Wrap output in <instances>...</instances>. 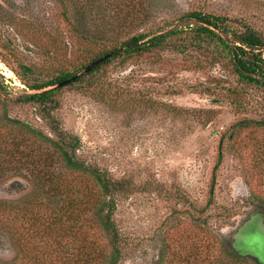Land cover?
I'll use <instances>...</instances> for the list:
<instances>
[{"label": "rangeland", "instance_id": "obj_1", "mask_svg": "<svg viewBox=\"0 0 264 264\" xmlns=\"http://www.w3.org/2000/svg\"><path fill=\"white\" fill-rule=\"evenodd\" d=\"M192 11L264 38V0H0V264H85L87 252L110 253L93 217L104 196L43 138L56 139L54 123L78 139V161L127 184L106 197L117 264H234V251L264 264V90L241 80L213 41L198 46L183 33L176 49L118 56L59 87L47 111L16 102L35 93L25 82L82 73L139 35L195 27L183 18ZM5 114L41 135L4 125Z\"/></svg>", "mask_w": 264, "mask_h": 264}, {"label": "trees", "instance_id": "obj_2", "mask_svg": "<svg viewBox=\"0 0 264 264\" xmlns=\"http://www.w3.org/2000/svg\"><path fill=\"white\" fill-rule=\"evenodd\" d=\"M183 18L195 21V27H190L189 25L186 27H181L180 29H172L165 33H160L149 37L147 40H145V38L147 37L146 35L133 37L130 40L124 42L123 46L137 41H141L142 43L114 54L111 58L104 60L102 63H100L98 66H96L90 72L86 73L83 76L92 74L101 66L109 63L112 59L118 56L123 57V60H125L126 58H130L136 54H142L143 52H147L149 50H167L170 48L176 49L180 45H177L175 39L184 33L189 34L188 36L184 37V39L196 41V44L198 46L202 41H213L216 46L220 48L219 52L222 51L223 54L228 58V61L232 65L234 72L241 80L248 84L260 87L264 90V38L257 31L245 24L233 25L227 17L206 14L199 11L185 13L183 15ZM186 47L187 45L183 44L181 50H184ZM105 54H107V52L102 54L101 56ZM96 59L98 58H95L94 60ZM75 74L76 72L64 73L56 76L55 79H50L44 83L29 84L25 82L24 84L31 91H39L54 86L58 82L68 79ZM83 76L78 77L67 85H71L75 82L81 81L83 79ZM6 86L7 85L4 83V81L0 80V99L1 92L4 91ZM61 88H52L31 94L25 93L19 96L16 99V102L38 104L40 107L44 108L45 111H47L48 108H54L57 105V102L53 98ZM3 118L5 119L4 125H8V122H18L19 126L25 128L28 133L36 136L41 135L38 130L28 124H25L23 122L21 123L19 121H12V119L9 118L7 114L3 115ZM237 124L248 126V123L245 122H239ZM262 125H264V123ZM52 129L56 139H53L49 136H43V138L53 146V149L59 154L61 160L66 164L68 168L92 176L95 183L100 188L102 195L104 196V198L100 199L96 204H94L93 217L96 221V224L99 225L102 231L107 235L111 250L107 255H103L99 252H87L86 254H90L89 257L88 255H86L87 260L85 264H117L121 253L118 248L120 237L118 234V230L112 220L115 210V203L111 198L106 199V197H111L113 194L121 192V190L126 191V189H128L126 186L127 184H123L119 181H111L101 171L78 161V159L75 157V148L78 139L76 137H73L72 135H68L67 133H65L62 129L59 128L58 124L56 123H54ZM18 149V147H12V150L9 152V154H17ZM221 162L222 156L221 154H219L217 163L213 169L209 202H212L213 200L212 198L214 193L215 174ZM6 170L7 167H5V165H0V176L1 174L6 173ZM68 206L71 207L70 203H68ZM73 222L75 223V220ZM47 231L50 230L47 229ZM230 254L233 257H236V261L232 262L234 264H243V261L239 258L241 256L250 257L251 259H254L257 264H260L257 259L251 256L243 255L236 251L230 252ZM72 264H78V262L73 261Z\"/></svg>", "mask_w": 264, "mask_h": 264}, {"label": "water", "instance_id": "obj_3", "mask_svg": "<svg viewBox=\"0 0 264 264\" xmlns=\"http://www.w3.org/2000/svg\"><path fill=\"white\" fill-rule=\"evenodd\" d=\"M142 42L141 41H137V42H134V43H130V44H126L123 48L124 49H128L130 47H133V46H137L139 44H141ZM121 50V49H119ZM117 51H113V52H109L105 55H103L102 57L92 61L89 65H87L84 69H83V72L82 73H79V74H75L73 76H71L70 78L68 79H65L61 82H58L56 85L54 86H51V87H48L46 89H43V90H48V89H52V88H59V87H63L67 84H69L70 82L74 81L75 79H77L79 76H82L83 74H86L88 72H90L93 68H95L96 66H98L100 63H102L104 60H107L109 58H111ZM43 90H39V91H35V92H41ZM241 228V227H240ZM240 228H237L235 229L234 231V234L240 229ZM233 234V235H234Z\"/></svg>", "mask_w": 264, "mask_h": 264}, {"label": "bare ground", "instance_id": "obj_4", "mask_svg": "<svg viewBox=\"0 0 264 264\" xmlns=\"http://www.w3.org/2000/svg\"><path fill=\"white\" fill-rule=\"evenodd\" d=\"M11 73L10 72H7V75H10Z\"/></svg>", "mask_w": 264, "mask_h": 264}, {"label": "flooded vegetation", "instance_id": "obj_5", "mask_svg": "<svg viewBox=\"0 0 264 264\" xmlns=\"http://www.w3.org/2000/svg\"><path fill=\"white\" fill-rule=\"evenodd\" d=\"M256 216L259 217V214H257Z\"/></svg>", "mask_w": 264, "mask_h": 264}]
</instances>
